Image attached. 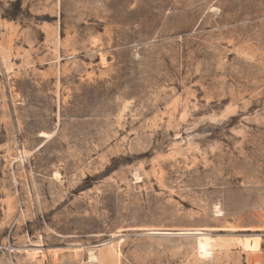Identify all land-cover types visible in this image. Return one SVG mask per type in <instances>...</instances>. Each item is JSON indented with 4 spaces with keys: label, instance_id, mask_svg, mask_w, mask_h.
Segmentation results:
<instances>
[{
    "label": "rangeland",
    "instance_id": "obj_1",
    "mask_svg": "<svg viewBox=\"0 0 264 264\" xmlns=\"http://www.w3.org/2000/svg\"><path fill=\"white\" fill-rule=\"evenodd\" d=\"M0 264H264V0H0Z\"/></svg>",
    "mask_w": 264,
    "mask_h": 264
},
{
    "label": "bare ground",
    "instance_id": "obj_2",
    "mask_svg": "<svg viewBox=\"0 0 264 264\" xmlns=\"http://www.w3.org/2000/svg\"><path fill=\"white\" fill-rule=\"evenodd\" d=\"M48 134V133H47ZM44 136H46V133L44 134ZM50 137V136H49ZM218 211V210H217ZM180 233H193L191 235H196L197 236V240L199 243V246L201 248V250L206 251L207 248L209 247V243H210V236H208L205 232L202 231H194V232H180ZM247 246H256L259 242L258 238L255 237H251V236H246L243 239H241ZM241 241V242H242ZM212 242V241H211ZM243 243V244H244ZM244 244V245H245ZM247 248V247H246ZM250 248V247H248Z\"/></svg>",
    "mask_w": 264,
    "mask_h": 264
}]
</instances>
